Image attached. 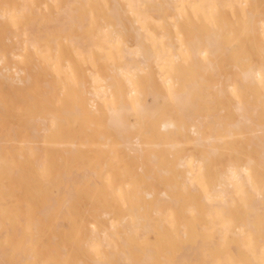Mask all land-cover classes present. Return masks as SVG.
Segmentation results:
<instances>
[{
  "label": "bare ground",
  "instance_id": "6f19581e",
  "mask_svg": "<svg viewBox=\"0 0 264 264\" xmlns=\"http://www.w3.org/2000/svg\"><path fill=\"white\" fill-rule=\"evenodd\" d=\"M0 264H264V0H0Z\"/></svg>",
  "mask_w": 264,
  "mask_h": 264
}]
</instances>
